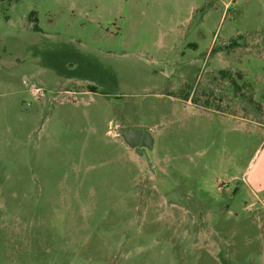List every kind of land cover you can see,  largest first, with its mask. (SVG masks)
<instances>
[{
	"label": "rangeland",
	"instance_id": "374dc122",
	"mask_svg": "<svg viewBox=\"0 0 264 264\" xmlns=\"http://www.w3.org/2000/svg\"><path fill=\"white\" fill-rule=\"evenodd\" d=\"M232 106L264 0H0V264H264Z\"/></svg>",
	"mask_w": 264,
	"mask_h": 264
},
{
	"label": "crops",
	"instance_id": "0c3cea01",
	"mask_svg": "<svg viewBox=\"0 0 264 264\" xmlns=\"http://www.w3.org/2000/svg\"><path fill=\"white\" fill-rule=\"evenodd\" d=\"M241 72V71H240ZM242 73V72H241ZM235 104H238L234 101ZM255 107L253 118L247 117L246 114L241 113L243 109L252 110ZM232 106L231 111L223 109H215V112L227 115L235 122L236 129L245 122L253 124L256 129H259L263 137L258 147L255 149L251 159L246 165L244 171L239 176H234L238 179L244 188L245 192L254 200L264 203V106ZM254 109V108H253ZM259 112V114H258ZM263 114V115H262ZM238 187L236 188V190Z\"/></svg>",
	"mask_w": 264,
	"mask_h": 264
},
{
	"label": "trees",
	"instance_id": "16d2710c",
	"mask_svg": "<svg viewBox=\"0 0 264 264\" xmlns=\"http://www.w3.org/2000/svg\"><path fill=\"white\" fill-rule=\"evenodd\" d=\"M92 88H94V86H92Z\"/></svg>",
	"mask_w": 264,
	"mask_h": 264
}]
</instances>
